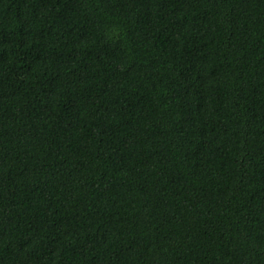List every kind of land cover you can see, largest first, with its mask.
I'll return each instance as SVG.
<instances>
[{
	"label": "trees",
	"instance_id": "16d2710c",
	"mask_svg": "<svg viewBox=\"0 0 264 264\" xmlns=\"http://www.w3.org/2000/svg\"><path fill=\"white\" fill-rule=\"evenodd\" d=\"M0 264H264V0H0Z\"/></svg>",
	"mask_w": 264,
	"mask_h": 264
}]
</instances>
